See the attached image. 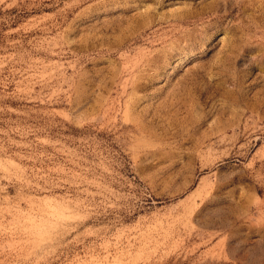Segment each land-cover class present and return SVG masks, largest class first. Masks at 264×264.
Wrapping results in <instances>:
<instances>
[{
  "label": "rangeland",
  "instance_id": "374dc122",
  "mask_svg": "<svg viewBox=\"0 0 264 264\" xmlns=\"http://www.w3.org/2000/svg\"><path fill=\"white\" fill-rule=\"evenodd\" d=\"M0 264H264V0H0Z\"/></svg>",
  "mask_w": 264,
  "mask_h": 264
}]
</instances>
